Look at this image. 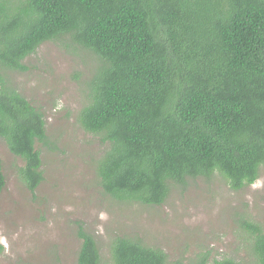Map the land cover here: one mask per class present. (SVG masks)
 Masks as SVG:
<instances>
[{
  "label": "trees",
  "instance_id": "obj_1",
  "mask_svg": "<svg viewBox=\"0 0 264 264\" xmlns=\"http://www.w3.org/2000/svg\"><path fill=\"white\" fill-rule=\"evenodd\" d=\"M46 41L97 59L78 121L104 147L94 160L106 195L158 206L189 179L220 174L236 191L259 179L264 0H0V137L32 192L44 181L37 144L55 145L9 73ZM5 186L0 159V194ZM243 215L232 255L204 248L179 264H264V224ZM79 236L76 264H169L139 237H113L107 257Z\"/></svg>",
  "mask_w": 264,
  "mask_h": 264
},
{
  "label": "rangeland",
  "instance_id": "obj_2",
  "mask_svg": "<svg viewBox=\"0 0 264 264\" xmlns=\"http://www.w3.org/2000/svg\"><path fill=\"white\" fill-rule=\"evenodd\" d=\"M23 64L27 68L10 71V78L43 111L56 148L37 144L44 181L32 192L19 175L24 161L0 137L6 175L0 194V264H76L81 228L107 257L113 237L127 235L163 248L169 264H179L204 248L232 255L240 213L264 224V164L259 179L238 191L216 174L173 184L158 206L122 203L106 195L94 160L104 147L78 121L97 59L46 41Z\"/></svg>",
  "mask_w": 264,
  "mask_h": 264
}]
</instances>
